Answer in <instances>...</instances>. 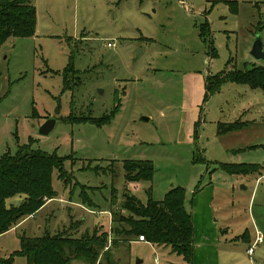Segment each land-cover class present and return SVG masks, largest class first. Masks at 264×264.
I'll list each match as a JSON object with an SVG mask.
<instances>
[{
  "label": "rangeland",
  "instance_id": "374dc122",
  "mask_svg": "<svg viewBox=\"0 0 264 264\" xmlns=\"http://www.w3.org/2000/svg\"><path fill=\"white\" fill-rule=\"evenodd\" d=\"M183 1L190 11L178 0H34V34L10 37L0 46V155L24 145L55 153L65 158L68 177L65 185L54 171L57 198L46 200L53 202L25 223L26 236L45 230L76 237L95 228L109 232L112 212L126 194L145 205L149 196L160 201L180 186L198 230V218L209 214L213 199L216 220L228 229L221 243L226 239L236 264H264V243L255 244L251 260L244 241L264 235V93L229 83L247 93L232 108L230 87L203 100L201 83L207 74L243 69L245 63L264 67V59H254L249 48L259 29L248 30V22L255 24L257 17L233 16L220 0ZM205 21L211 44L198 35ZM210 46L214 57L207 55ZM70 61L74 72L68 75L69 89L62 90ZM240 106H253L232 121L242 127L235 135L217 136L218 122L241 113ZM200 109L201 116L192 119ZM105 115L109 122L101 125L71 122ZM49 118L55 124L42 135L39 127ZM130 160L151 162L152 179L127 182L123 165ZM234 160L261 166L259 174L228 175L217 168V162ZM20 197L7 204H19ZM105 210L109 215L100 212ZM20 232L0 235V251L18 250ZM135 240L118 239L110 248L112 261L185 264L167 246ZM13 261L25 264L23 257Z\"/></svg>",
  "mask_w": 264,
  "mask_h": 264
},
{
  "label": "trees",
  "instance_id": "16d2710c",
  "mask_svg": "<svg viewBox=\"0 0 264 264\" xmlns=\"http://www.w3.org/2000/svg\"><path fill=\"white\" fill-rule=\"evenodd\" d=\"M33 1L0 0V46L10 37L26 38L34 34L37 17ZM220 1L228 5L230 12L237 11L235 0ZM198 31L200 39L211 44L208 21L201 24ZM207 55L214 57V48L210 46ZM71 72H74L72 61L62 72V90L69 89L67 79ZM225 83L244 85L264 93V67L252 65L247 68L245 63L243 69L223 70L206 76L203 100L217 93ZM109 119L110 115L79 117L71 122L101 125L109 122ZM241 127L238 122H218L216 134L222 135ZM64 160V157H58L55 153L30 149L27 145L19 146L13 154L6 151L0 155V235L38 212L46 200L57 198L52 186V175L57 171V177L67 184ZM260 167L257 164L217 162V168L228 175L259 174ZM123 168L127 182L149 181L153 176V166L149 161H125ZM14 196H21V201L17 205H8L7 200ZM184 202L185 190L180 186L170 188L160 201H154L149 196L145 205L136 197L126 194L118 211L112 212L109 232L95 228L92 233L86 231L79 237L66 230L60 233L45 230L41 236L33 237L22 234L18 237L19 249L10 253L8 258H0V264H12L17 256L23 257L25 264H72L74 261L102 264V260L104 264H118L112 261L111 246L118 239L131 241L132 237L137 239L138 236H143L148 243L169 247L172 253L181 256L185 264H191L194 226ZM123 211L129 215L124 216Z\"/></svg>",
  "mask_w": 264,
  "mask_h": 264
},
{
  "label": "crops",
  "instance_id": "0c3cea01",
  "mask_svg": "<svg viewBox=\"0 0 264 264\" xmlns=\"http://www.w3.org/2000/svg\"><path fill=\"white\" fill-rule=\"evenodd\" d=\"M235 1L237 2V11L235 13L230 12L228 5L225 2L222 1L221 3L227 7L228 12L230 14H232L233 16H237V15H239V13H241V15H245L248 18H249V16H251V19L252 18L254 19L257 17L256 18L257 21L255 24L251 23V22H248L249 24L246 22V24L249 25L248 30H253L255 28V31H253V32H256V30L259 29L257 32H259L258 34L260 35L261 40H262V47L264 48V25H262L264 23V19H263L264 0H235ZM178 2L180 5L184 6L187 11H190V9L188 8L187 3L185 1L178 0ZM33 3H34V1H33ZM254 11H256V15H255V13H253ZM260 26L262 29H260ZM243 27L245 28V25ZM251 38H252V40L250 41V44H249L250 49H251L252 44L255 40V38L253 36ZM208 75H213V74H207V76ZM204 81L205 80L203 79L201 82V83H203V86H204ZM224 87H230V89L234 91L235 97L233 99H230V101L233 103L232 108L236 105L238 100L243 99L245 94L247 95L244 88H241V89L239 88L237 90V88L235 86H231L229 83H225L224 85H222L220 90L217 93L222 92V89ZM238 108H239L238 111H241V113H237L236 115H233V117H230L229 120L221 119V121H219V122H232L238 118L241 119L245 114H247L248 112H251V108H253V106L248 107V109H246V110H244L243 106H240ZM199 114L200 113L192 112V119L194 117L198 116ZM238 132L240 133L241 131H238ZM235 133H237V132H231L230 134H227V135H235ZM217 136H219V135H217ZM219 137L222 138V137H228V136L221 135ZM234 137H236V136H234ZM235 149L236 148H234V147H231V149L228 148V150L230 152L232 151L234 154H238V152L235 151ZM234 156H237V155H234ZM234 162L236 163L238 161L234 160ZM263 176H264V174L262 175V177ZM262 177H260L258 180L260 181V179ZM236 180H238V179H236ZM259 181H258V183H259ZM256 185H257V182H256ZM256 185L255 186L253 185L252 195H253V192H255ZM252 195L250 196L249 201H250ZM52 200L47 201L38 212H36L32 216H29V217L25 218L24 220L20 221L16 226H14L8 232H16L19 229V231H21L20 235H22V234L27 235L26 229L24 228L25 223L28 220H30L31 218L36 217L39 213L43 212L46 209V207L48 205H50L49 203L53 202ZM100 212L108 213L107 215H109V212H106V210L100 211ZM207 213H209V214L207 216L204 215V220L202 219L203 217L198 218V221L200 223L202 222L200 230L197 229L194 218L192 217L193 226H194V234H193V256H192L191 264H236L238 261L236 259V256L232 255V253H230L231 248L227 244L226 239H224V242H225L224 246L221 243L222 239H220V235L227 234L228 229H227V226L225 225L226 223H224L225 222L224 220L219 221V222L216 220V217H215L216 206L214 204L213 199L209 202V205L207 206ZM192 214L193 213L191 212V216H192ZM194 214H196V213H194ZM224 215H225V213H224ZM42 227L43 226H39L38 229L42 230L43 229ZM209 227H210V229H208ZM8 232H6V233H8ZM258 232H260V231L258 230ZM259 235L262 236V241L260 242V244H263L264 243V235L261 232L259 233ZM17 239H18V237H17ZM135 241H137V240H135ZM244 241H246V247H247L246 250H247L251 245H253L255 238L252 239L250 237V235H248L247 239H245ZM137 242H139V241H137ZM246 250H245V253H246ZM254 251H255V249H254ZM10 253L11 252H4L3 250H1L0 251V258L7 257L8 255H10ZM246 255H247V253H246ZM252 255H254V252ZM251 256H248V257L250 258Z\"/></svg>",
  "mask_w": 264,
  "mask_h": 264
},
{
  "label": "water",
  "instance_id": "95a60500",
  "mask_svg": "<svg viewBox=\"0 0 264 264\" xmlns=\"http://www.w3.org/2000/svg\"><path fill=\"white\" fill-rule=\"evenodd\" d=\"M251 56L256 60H262L264 59V51L262 47V40L259 35L255 37V40L252 44L251 50H250ZM147 120V119H146ZM55 124L54 118L47 119L40 127H39V133L42 135H47L53 128Z\"/></svg>",
  "mask_w": 264,
  "mask_h": 264
},
{
  "label": "built area",
  "instance_id": "2783aa9c",
  "mask_svg": "<svg viewBox=\"0 0 264 264\" xmlns=\"http://www.w3.org/2000/svg\"><path fill=\"white\" fill-rule=\"evenodd\" d=\"M113 45H114V44H112V43H107V46H109V47H111V46H113ZM137 241L148 243V242H146V240L143 238V236H138ZM261 241H262V236L259 235V234H256L255 241H254L253 245H251V246L246 250V253H247L248 256H251V255L253 254V252H254V247L256 246L255 244H256L257 242L260 243Z\"/></svg>",
  "mask_w": 264,
  "mask_h": 264
}]
</instances>
